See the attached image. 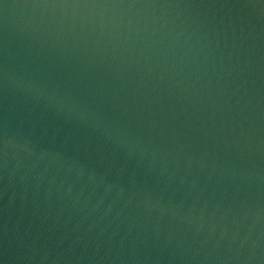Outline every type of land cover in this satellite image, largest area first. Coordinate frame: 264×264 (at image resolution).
Here are the masks:
<instances>
[{"label":"water","instance_id":"1","mask_svg":"<svg viewBox=\"0 0 264 264\" xmlns=\"http://www.w3.org/2000/svg\"><path fill=\"white\" fill-rule=\"evenodd\" d=\"M0 264H264V0H0Z\"/></svg>","mask_w":264,"mask_h":264}]
</instances>
